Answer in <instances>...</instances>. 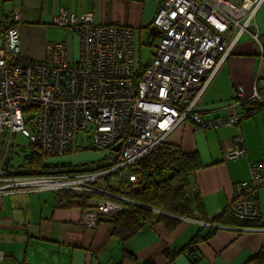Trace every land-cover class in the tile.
Listing matches in <instances>:
<instances>
[{"label": "built area", "instance_id": "built-area-1", "mask_svg": "<svg viewBox=\"0 0 264 264\" xmlns=\"http://www.w3.org/2000/svg\"><path fill=\"white\" fill-rule=\"evenodd\" d=\"M263 3L264 0H165L154 20L164 35L153 62L138 82L135 31L97 22L92 12L78 17L62 10L53 19L55 24L73 26L80 40L77 63L68 59L65 42L49 44L46 60L33 62L22 55L16 27L1 31L0 138L9 133L10 141L11 134L22 133L51 157H64L88 149L89 145L98 150L114 149L110 145L119 147L106 161L112 165L99 171L81 167L35 175L34 179L4 176L11 183L0 186V193L65 188L103 192L106 189L95 186V180L136 162L165 141L188 114L192 113L190 118L204 128L250 115L237 110L245 93L241 84L235 87L229 118L203 116L199 103L218 72L220 60L222 63L230 56L243 33L262 49L255 17ZM79 131H83L81 141ZM106 134H112L111 140L118 143L101 148ZM242 141L239 138L233 149L226 150L225 158L247 154ZM249 171V180L234 184L228 212L253 221L262 217L264 159L251 162ZM127 175L132 183L140 182L138 174ZM121 209V204L104 199L98 202L96 212L89 210L86 214L97 220L95 226L100 214L115 215ZM245 229L264 233V224Z\"/></svg>", "mask_w": 264, "mask_h": 264}, {"label": "crops", "instance_id": "crops-1", "mask_svg": "<svg viewBox=\"0 0 264 264\" xmlns=\"http://www.w3.org/2000/svg\"><path fill=\"white\" fill-rule=\"evenodd\" d=\"M163 1L0 0V23L6 21L9 26L11 16L20 14L17 26L26 56L44 60L48 44L65 42L69 59L77 60L78 36L71 27L54 24L56 14L62 10L78 16L92 12L97 22L130 27L135 31L136 52L137 37L140 43L149 45L150 28ZM255 23L264 41V3ZM156 40L157 43L159 37ZM154 50L155 47L148 62ZM239 84L244 87L245 101L259 93L264 102V48L261 50L247 33L240 36L202 97L199 106L204 115L216 118L231 113V101ZM218 129L201 131L187 124L177 128L169 138L186 150L200 153L205 167L197 172L193 189L202 193L211 216L229 209L234 184L249 178L251 162L264 159V110L255 112L238 127ZM238 131L244 137L247 154L237 159L225 158L228 142ZM4 175L11 177L8 173ZM260 204L263 224L262 198ZM82 215L81 209L56 206L55 195L48 190L1 194L0 264H120L122 259L121 264H256L254 258L262 251L264 242L263 232L232 225L212 230L207 222L184 219V228L175 235H168L161 225L146 226L122 244L112 237L109 222L102 221L96 229H90L81 223ZM197 233L207 239L191 258L181 249Z\"/></svg>", "mask_w": 264, "mask_h": 264}, {"label": "trees", "instance_id": "trees-1", "mask_svg": "<svg viewBox=\"0 0 264 264\" xmlns=\"http://www.w3.org/2000/svg\"><path fill=\"white\" fill-rule=\"evenodd\" d=\"M7 28L9 27L6 25V21L0 23V32ZM260 40L263 45L261 50H263L264 41L261 37ZM145 68L146 66L141 65L137 71L139 76ZM239 106H241L240 109L250 114L248 118L255 112L264 110V102L259 100L258 97L249 101L239 102ZM251 113L253 114L251 115ZM219 127L233 129V127L238 126L224 122L223 125L211 127V129L219 130ZM199 129L201 130L202 128L200 127ZM239 133L240 131L232 138L235 139ZM11 135L14 139L16 134ZM5 136L8 140L10 139L9 133H6L0 138V144L4 142ZM11 142L12 140L8 141V149L15 145ZM110 150L115 153L114 149ZM94 160L75 166L71 161L63 159V157L46 156L42 148L29 142V151L25 153L24 160L21 165L17 166L18 168H15L10 163V156L7 154L1 169L5 173L9 171L7 176L24 177L50 174L57 171H71L81 167H93L92 171L95 172L112 165L110 162L106 164V161L109 160L106 158L98 160L96 163ZM203 167H205V163L197 150H186L182 145L172 143L166 139L125 169L115 170L101 176L97 180L98 186L110 191L113 197L102 195L100 194L101 192H88L69 188L51 191H54L56 206L78 208L83 212L93 209L95 206L94 200L101 199V197H112L117 200L123 209L117 216L108 217L107 222L113 227L112 237L122 244L137 236L146 226L155 227L161 225L168 235H175L184 228L183 225L186 223L184 219L207 222L209 229L212 230H216L220 225L245 228L262 224L260 219L253 221L239 219L230 214L228 209L211 216L204 204L202 193L193 189L197 184V172ZM128 173L138 174L140 182L132 183L127 175ZM113 174H116L115 178L111 177ZM0 176H3V174ZM249 179L250 176L247 180ZM137 185H140V187H137ZM117 195L121 198H118ZM209 222H214L215 224ZM206 239L207 236L197 233L184 245L181 251L188 252L192 258L197 255L200 250V244ZM124 255H126V251H124ZM122 260L119 262L120 264ZM254 262L256 264H264L263 251L254 258Z\"/></svg>", "mask_w": 264, "mask_h": 264}, {"label": "rangeland", "instance_id": "rangeland-1", "mask_svg": "<svg viewBox=\"0 0 264 264\" xmlns=\"http://www.w3.org/2000/svg\"><path fill=\"white\" fill-rule=\"evenodd\" d=\"M164 2H165V0L163 1V3H162V5L160 6V8L163 6V4H164ZM160 8H159V10H160ZM260 9V8H259ZM159 10L157 11V13H156V16H157V14H158V12H159ZM258 12V11H257ZM60 13V12H59ZM58 13V14H59ZM257 14V13H256ZM20 14H18V13H15V14H13L12 16H11V21H12V23L8 26L9 28H7V29H4L3 31H8L11 27H16L17 29H18V26H17V24H18V21L20 20L19 19V16ZM57 15V14H56ZM82 15V14H81ZM81 15H79V16H81ZM15 16H16V18H15ZM78 16V15H77ZM78 16V17H79ZM155 16V17H156ZM155 17H154V19H153V26L152 27H156V28H158L159 30H161L162 32L160 33V34H158V35H155V37H154V39H153V41H150L148 44V46L145 44V43H140V41H139V38L137 37L136 38V52H135V44H134V53H135V58H136V66H137V69H136V73H135V80H136V82H138L139 80H140V78L142 77V75L144 74V72L146 71V69L151 65V63L153 62V60H154V58H155V56H156V54H157V50H158V47H159V45H160V42H161V39H162V37H163V35H164V33H163V30L162 29H160L157 25H155V23H154V20H155ZM256 18V17H255ZM54 23V22H53ZM55 24V23H54ZM106 24H108V23H106ZM56 25H59V24H56ZM111 25H115V26H122V25H117V24H111ZM59 26H65V27H71L72 29H73V26H71V25H59ZM122 27H127V26H122ZM151 27V28H152ZM151 28H150V30H151ZM258 28V27H257ZM19 30V29H18ZM74 30V29H73ZM155 31V30H154ZM258 31H259V29H258ZM20 33V32H19ZM157 37H159V41L156 43V39H157ZM20 39H21V37H20ZM79 39V38H78ZM79 42H80V40H79ZM51 44H53V43H51ZM49 45V44H48ZM48 45H47V53H46V57L44 58V60H35V59H33V58H31V57H29V56H26L25 54H23V51H22V55L24 56V57H27V58H29L30 60H32L33 62H38V63H42V62H44L45 60H46V58H47V56H48ZM153 47H155V50H154V53H153V56H152V58H151V60H150V62H148V59H149V57L151 56V51H152V48ZM21 48H22V46H21ZM79 56H80V54H79ZM67 57H68V53H67ZM141 58V59H140ZM229 58V57H228ZM227 58V59H228ZM68 59H69V57H68ZM227 59L225 60V61H223L222 63H221V61H222V59L220 60V66H219V68H218V72H219V70L225 65V63H226V61H227ZM70 60V59H69ZM78 60H79V58L77 59V60H70L71 62H74V63H77L78 62ZM141 60V61H140ZM141 65H143V66H146V68L144 69V71L140 74V76L138 75V73H137V71H138V69L141 67ZM217 72V73H218ZM216 73V74H217ZM256 97H258V99L259 100H262L261 99V96H260V94L258 93V94H255V96L253 97V98H256ZM242 102H245V99H244V96H243V98H242ZM199 110H200V112H201V114L203 115V116H205L204 115V113L201 111V109H200V106H199ZM190 115H192V113H190V114H188L185 118H184V120L182 121V122H180V124L177 126V128H179L180 126H183V125H187V124H191L195 129H199L200 128V124L197 122V120H195L194 118L193 119H191L190 118ZM248 116L249 115H246L245 117H241V118H239V120H237V121H235V122H231V121H229L228 120V122L229 123H231V124H236L237 126H240L241 125V123L244 121V120H246L247 118H248ZM226 117L227 118H229L230 117V113L229 114H227L226 115ZM26 125H27V127H28V124L27 123H25ZM176 128V129H177ZM201 131H208V130H212L211 128H204V127H202L201 126ZM96 129V128H95ZM175 129V130H176ZM174 130V131H175ZM200 130V129H199ZM173 131V132H174ZM75 132H76V134H77V132H78V129H75ZM172 132V133H173ZM171 133V134H172ZM171 134L168 136V140H169V138H170V136H171ZM82 135H83V131H79V141H81V137H82ZM105 138H106V141H104V143L102 144V147L101 148H104L107 144H114V143H118V141H112L111 139H112V134H106L105 135ZM239 138L240 139H242L243 141H242V145L245 147V149H246V144H245V140H244V137H243V135H242V133L240 132L236 137H235V139H232L231 141H229L228 143H229V145L227 146V151L228 150H230V149H233V147L232 146H234L233 144H235L236 142H238L239 141ZM8 138L5 136V138H4V142L3 143H1L0 144V166H2V164H3V162H4V159H5V157H6V155L8 154L9 156H10V163H12L13 164V166L16 168L17 166H19V165H21L22 164V162H23V160H24V156H25V153H27L28 151H29V140H28V138H26V137H24L22 134H20V133H17L16 135H15V138L13 139V137H12V143L13 144H15V145H13L11 148H9L8 149ZM87 143H89L90 142V140L88 139L87 141H86ZM164 142V141H163ZM162 143V142H161ZM18 144V145H17ZM22 147H24V149H22ZM109 147H112V148H114V149H116V150H118V147H119V145H110ZM245 152H247V149L245 150ZM113 154H114V152L112 151V150H110V149H108L107 150V148H105V149H103V150H98V149H95V148H93L92 146H90L89 145V147H88V149H83V150H79V151H77V152H75V153H73V154H70V155H66V156H64L63 157V159H65V160H67V161H71L75 166H80L81 164H84V163H87V162H84V161H82V160H80V159H84V160H86V161H92L93 159H95L94 160V162L96 163L98 160H101V159H103V158H106L107 160L108 159H110V158H112V156H113ZM128 166V165H127ZM126 166V167H127ZM126 167H122L121 169H125ZM18 168V167H17ZM7 173V172H6ZM4 175L5 174V172L4 171H2V169H1V167H0V175ZM26 177H28V179H34V178H36L35 177V175H33V176H26ZM111 177H113V178H115L116 177V174H113V175H111ZM4 178V176H0V186H4V185H6V184H8V183H11L9 180H6L5 178ZM94 185L95 186H97L98 187V181L97 180H95L94 182ZM189 188H190V186H189ZM189 188H188V191H189ZM100 192V191H97V190H95V189H93V190H91V191H88V192ZM48 192L50 193V194H53L54 195V191H51V190H48ZM100 194H102V195H108V196H112V194H111V192L110 191H108L107 189L105 190V191H103V192H101ZM0 195H1V193H0ZM113 197V196H112ZM112 197H106V196H104V197H101V199H97V200H94V207H93V209H91V213H93V212H96L97 211V209H98V202L100 201V200H104V199H108V200H112V201H115V202H117V203H119L117 200H115V199H113ZM117 197L118 198H121L119 195H117ZM261 198H262V205H263V212H264V187L261 189ZM120 204V203H119ZM120 212V211H119ZM118 212V213H119ZM118 213H116L115 215H108V214H103V215H101L100 214V216H99V218H98V222H97V224L94 226V224L96 223V221L93 219V217H91L90 215H89V213L88 214H86V212H83V215L81 216V223H83L85 226H87L88 228H90V229H96L97 228V226L102 222V221H107L108 220V217H115V216H117L118 215ZM209 223H212V224H215L214 222H209ZM263 224H264V222H263ZM93 226V227H92Z\"/></svg>", "mask_w": 264, "mask_h": 264}, {"label": "water", "instance_id": "water-1", "mask_svg": "<svg viewBox=\"0 0 264 264\" xmlns=\"http://www.w3.org/2000/svg\"><path fill=\"white\" fill-rule=\"evenodd\" d=\"M155 30V31H154ZM162 31L159 30L158 28L156 27H152L151 30H150V37H151V41H153L155 35H158L160 34Z\"/></svg>", "mask_w": 264, "mask_h": 264}]
</instances>
